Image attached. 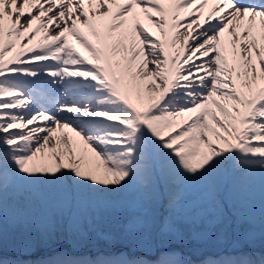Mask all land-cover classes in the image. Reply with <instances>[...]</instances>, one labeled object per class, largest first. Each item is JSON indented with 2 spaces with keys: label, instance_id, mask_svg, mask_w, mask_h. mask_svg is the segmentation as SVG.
<instances>
[{
  "label": "snow or ice",
  "instance_id": "6c2138e0",
  "mask_svg": "<svg viewBox=\"0 0 264 264\" xmlns=\"http://www.w3.org/2000/svg\"><path fill=\"white\" fill-rule=\"evenodd\" d=\"M257 224L264 0H0V264H264Z\"/></svg>",
  "mask_w": 264,
  "mask_h": 264
},
{
  "label": "rangeland",
  "instance_id": "374dc122",
  "mask_svg": "<svg viewBox=\"0 0 264 264\" xmlns=\"http://www.w3.org/2000/svg\"><path fill=\"white\" fill-rule=\"evenodd\" d=\"M117 219L113 218L108 224L105 225L104 231L108 235H116ZM108 241L102 240L99 242L98 248L100 250H108ZM232 240L227 239L223 242H213L207 246L202 245H177L176 246V254L177 256L183 254L184 256L190 257L194 261L200 260L203 256L209 254H219L225 251H231ZM65 247L68 246L67 243L64 244ZM117 247L119 245L117 244ZM97 247H90L89 249H85L87 252H95ZM243 251L250 255L254 259L264 258V236L261 235L260 228H256L250 240L243 246ZM48 253V249L40 248L34 255L31 257H25V259H33L37 260L40 257L46 255ZM152 258V257H149Z\"/></svg>",
  "mask_w": 264,
  "mask_h": 264
},
{
  "label": "bare ground",
  "instance_id": "6f19581e",
  "mask_svg": "<svg viewBox=\"0 0 264 264\" xmlns=\"http://www.w3.org/2000/svg\"><path fill=\"white\" fill-rule=\"evenodd\" d=\"M260 197H261V192L258 187H255L250 191H248L247 193H245L244 203L245 205L257 206V213H258V205H259ZM256 228H259V224H257Z\"/></svg>",
  "mask_w": 264,
  "mask_h": 264
}]
</instances>
